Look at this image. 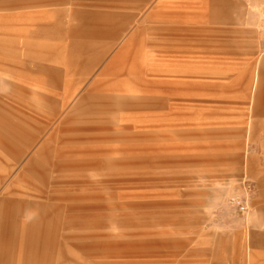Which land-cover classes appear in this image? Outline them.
I'll list each match as a JSON object with an SVG mask.
<instances>
[{"label": "rangeland", "instance_id": "1", "mask_svg": "<svg viewBox=\"0 0 264 264\" xmlns=\"http://www.w3.org/2000/svg\"><path fill=\"white\" fill-rule=\"evenodd\" d=\"M6 24L31 47L0 54V198L43 189L21 226L51 231L0 237V264H184L264 225V0H65Z\"/></svg>", "mask_w": 264, "mask_h": 264}, {"label": "crops", "instance_id": "2", "mask_svg": "<svg viewBox=\"0 0 264 264\" xmlns=\"http://www.w3.org/2000/svg\"><path fill=\"white\" fill-rule=\"evenodd\" d=\"M63 2H65V0H0V10L10 11L14 9H26L31 6H42L43 4L46 5L53 3L62 4ZM20 17L21 16L17 15L10 16L9 20L11 23H19ZM26 17H30V15ZM7 23L9 24L8 21ZM13 26L7 25L1 28L0 33H2L3 37L0 41V46H8V51H3L1 50L3 47H0V54L12 56L13 58L23 61L24 58L26 59L28 56L26 53L28 52L27 47L31 46L25 39L12 40L10 36L20 34V30H23L17 29ZM19 26L20 28H27L23 24H19L18 27ZM16 45L24 46V48H16ZM37 46L38 47L36 48L38 49L39 44H37ZM20 50L23 52H19ZM159 103V107H163V101ZM33 173H38L37 167L33 170ZM39 175L42 176L41 173ZM29 183V187L26 188L38 192V194L34 195L35 192L32 193L31 191L30 193L22 194L21 196L18 195L20 197L24 196V200L20 204L21 206H18L20 211H16V200L11 198L12 196H10V194H5L0 198V237H6L8 239L13 237L14 234H17L19 230L30 229V227H32L35 232L39 233L38 235L40 236V239L44 238V241L50 236V224L46 222V216L42 212L40 214L41 219L39 220L40 225L37 227L34 225L25 228H23V225L21 226L24 213L27 212L28 207L33 204L30 198H40L45 195L43 189L35 186L33 187L32 185L35 184H32V182ZM13 193L16 194L15 192ZM262 209L264 211V207H262ZM228 236L231 238L228 239ZM197 253H199V256L197 257L198 259L194 261L191 260L192 255H190V261H188V256H185L184 264H264V225L251 228L248 231L242 229L231 234H225L223 244L209 245L206 248L200 246V250Z\"/></svg>", "mask_w": 264, "mask_h": 264}, {"label": "built area", "instance_id": "3", "mask_svg": "<svg viewBox=\"0 0 264 264\" xmlns=\"http://www.w3.org/2000/svg\"><path fill=\"white\" fill-rule=\"evenodd\" d=\"M239 209L242 211V212H245V209H246V206L241 204L239 205Z\"/></svg>", "mask_w": 264, "mask_h": 264}]
</instances>
